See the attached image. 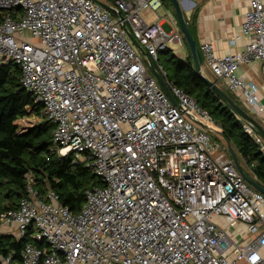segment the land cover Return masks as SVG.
<instances>
[{
    "label": "built area",
    "instance_id": "built-area-1",
    "mask_svg": "<svg viewBox=\"0 0 264 264\" xmlns=\"http://www.w3.org/2000/svg\"><path fill=\"white\" fill-rule=\"evenodd\" d=\"M98 1L112 10L93 0H0V64L19 66L22 87L55 125L57 155L101 181L71 214L54 192L40 197L27 175L25 198L0 220L15 238L43 244H27L21 264H264V194L229 155L213 154L216 123L157 65L174 106L128 38L156 62L168 43L184 47L176 18H145L162 0ZM241 32L248 42L236 54L215 56L202 43V65L263 112L238 69L259 61L264 91V0H250ZM243 129L263 142L245 121Z\"/></svg>",
    "mask_w": 264,
    "mask_h": 264
},
{
    "label": "trees",
    "instance_id": "trees-1",
    "mask_svg": "<svg viewBox=\"0 0 264 264\" xmlns=\"http://www.w3.org/2000/svg\"><path fill=\"white\" fill-rule=\"evenodd\" d=\"M162 2L170 6L168 0ZM184 20L195 41L194 16L190 20L184 17ZM184 47L187 55L183 60L164 49L158 52L153 66H161L165 81L192 97L208 113L217 125L211 126L218 134L214 135L230 143L241 167L249 170L250 176L242 167L244 173L264 188V151L261 150L264 143H256L244 131L243 120L222 103L205 80L194 72L185 41ZM20 76L21 70L14 62L0 64V220L6 212L16 210L25 198L28 174L32 175L33 187L40 197L52 191L62 206L71 214H77L85 202V191L100 186L101 181L83 163L57 155L53 142L55 125L45 120L42 105L22 87ZM208 77L217 85L218 80ZM220 89L241 106L227 88ZM30 118L38 121L33 122ZM27 244L43 246L29 236L17 239L0 234V264L8 257L11 264H21V253Z\"/></svg>",
    "mask_w": 264,
    "mask_h": 264
},
{
    "label": "crops",
    "instance_id": "crops-1",
    "mask_svg": "<svg viewBox=\"0 0 264 264\" xmlns=\"http://www.w3.org/2000/svg\"><path fill=\"white\" fill-rule=\"evenodd\" d=\"M179 4L186 19L190 20L191 16H194L193 29L198 47L204 42L210 43L215 56L236 54L244 49L248 37L241 32V26L244 15L250 8V0H181ZM163 7L167 8L165 5ZM259 68V61L253 60L241 64L238 74L244 81L257 87L258 101L264 106V91ZM201 69L206 78L209 79L208 76L210 75L214 77L206 65H202ZM248 109L251 114L256 116L257 119L255 120L259 124L264 123V111L255 112L251 108ZM4 227L0 226V234L11 235L13 230L7 232L8 229L5 231Z\"/></svg>",
    "mask_w": 264,
    "mask_h": 264
},
{
    "label": "water",
    "instance_id": "water-1",
    "mask_svg": "<svg viewBox=\"0 0 264 264\" xmlns=\"http://www.w3.org/2000/svg\"><path fill=\"white\" fill-rule=\"evenodd\" d=\"M93 1L96 2L97 4H99L101 7L107 9V10H112L110 6L100 2L98 0H93ZM168 1L170 2V4L173 7L174 16H175L177 24L179 26L180 32H181V34L184 38V41L188 47V50L190 52L194 72L205 80V82L208 84L211 91L221 100L222 103H224L227 107L230 108V110L234 114H236L239 118H241L243 121H245L246 123H248L252 127L254 132L260 137V139L264 143V127L255 120V118L252 116V114L250 112L246 111L243 107H241L236 102H234L224 91H222L220 89V87H218V85H216L215 81H211L210 79L206 78L203 75L202 69H201L202 64H203V60H202L201 54L199 52V49L196 46L195 41L192 38V36H191V34L187 28V25H186V22L184 20V16H183V13H182L181 8L179 6V3L177 0H168ZM118 15H119L120 19L122 20L123 18L121 16L120 12H118ZM122 25L124 27V24H122ZM127 35H128L129 40L133 44V46L138 50V52L142 55V57L146 61L149 72L157 80V82L159 83L162 90L165 92V94L168 97V99L170 100V102L174 106L178 107L177 102L175 101L172 94L170 93V91H169L164 79L160 75V73H158V71L155 69V67L153 66L150 59L144 54L143 50L141 49L140 45L137 43L135 38L130 33H128ZM200 125L203 128L210 130V128L208 126L203 125V124H200ZM225 143H226L228 155L230 156L231 160L233 161V164H234L235 168L237 169L238 173L240 174V176L250 186H252L257 191L264 194V188L262 186H260L259 184H257L252 179H250L244 173V171H243V169H242V167L238 161V158H237L233 148L231 147L230 143H228V142H225Z\"/></svg>",
    "mask_w": 264,
    "mask_h": 264
},
{
    "label": "rangeland",
    "instance_id": "rangeland-1",
    "mask_svg": "<svg viewBox=\"0 0 264 264\" xmlns=\"http://www.w3.org/2000/svg\"><path fill=\"white\" fill-rule=\"evenodd\" d=\"M167 8L165 7H160L159 9L156 10V13L153 14L152 12L150 11H146L145 13V18H148V19H151V21H155V20H158V19H162L163 16L165 14H169L171 15V17H175L174 16V12H173V7L172 5L170 6H166ZM161 27L164 31L166 32H169L170 31V25L168 23V21H165L161 24ZM30 43H33V44H39L37 40H33V39H27ZM167 49L170 50V53L175 55L176 57L180 58V59H184L186 57V54H187V51H186V48L185 47H182L178 44H175V43H168V46H167ZM2 62L3 63H7L9 62V60L4 57L2 59ZM211 76V75H210ZM217 85L219 87H221L222 89H226V87L222 84L221 81H217ZM227 90V89H226ZM229 92V91H228ZM241 107H243L246 111L250 112L248 108H246L243 104H241ZM253 114V113H252ZM255 119L256 116L253 114L252 115ZM31 121L33 122H37L38 120L36 118H30ZM262 126H264V123L261 124ZM212 140L211 142L216 146L217 145V152H213V154L217 155V153H222L224 152L225 154H228V151H227V147H226V143L225 141L221 140L220 138L216 137L213 133V136H211ZM232 147V146H231ZM233 148V147H232ZM245 173H247V175L250 176V171L247 170L244 166H242ZM6 229H8L7 232H10L11 230V227H4V230L6 231ZM12 235V233H10Z\"/></svg>",
    "mask_w": 264,
    "mask_h": 264
}]
</instances>
